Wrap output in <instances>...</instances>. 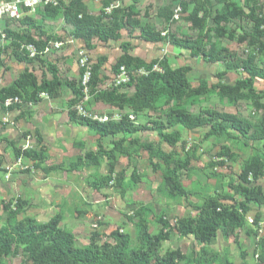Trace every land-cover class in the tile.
I'll list each match as a JSON object with an SVG mask.
<instances>
[{"label": "rangeland", "instance_id": "obj_1", "mask_svg": "<svg viewBox=\"0 0 264 264\" xmlns=\"http://www.w3.org/2000/svg\"><path fill=\"white\" fill-rule=\"evenodd\" d=\"M208 1L210 6L206 8L210 17L207 27L213 28L212 18L220 12L221 6L213 0ZM203 2L204 0H200L199 4ZM236 2L240 5L243 3L242 0ZM180 3L189 5L187 11L182 13L178 21H167L169 13H173ZM129 5L133 6L139 22L150 25L155 33L161 36L165 34L163 37L166 38L162 43H149L139 38L138 30L133 37L124 31L121 42L130 44V54L140 57L147 64L165 58L172 69L190 68L187 78L194 88L202 81L207 83L208 88H213L219 83L234 85L237 80L245 77L241 71H225L222 63L210 64L203 61L202 57L192 58L189 51L172 43L171 36H175L177 40H193L199 36L187 21V16L196 5L193 1L133 0L132 3L118 1V4L113 6ZM257 6L260 13L264 14V0H258ZM100 12L101 8L95 10L98 15ZM44 20L42 14L41 18L31 22L32 26H28V29L25 22L6 20L0 23V91L12 87L25 72L32 73L38 82L43 78L51 80V66L57 68L58 77L62 82L56 99L41 96V103L34 105L32 109L23 107L17 109L15 114L5 116L0 107V226L5 225L7 218L2 203L21 200L26 206L17 220L32 218L37 223L44 224L61 214V228L74 235L77 247H88L94 233L98 235L99 245L113 243L110 235L122 231L120 234L129 236L130 248L133 249L137 246L139 222L133 213L141 207L148 210L144 217L151 235L161 230L159 218H166L173 228L178 220L197 216L207 198L225 196L227 200H223V204L238 207L243 197L236 193V189L241 182L239 176L244 163L254 154L261 155L264 162L262 143L252 138V134L261 129L264 119V110L256 107V103L264 105V81L256 79L253 86L256 95L235 105L221 100L212 91L195 105L186 106L187 111L193 115H198L206 109L235 115L251 122L253 131L245 137L233 133L231 139H207L205 136L209 132L208 128L187 131L176 127L175 130L181 135L180 143L175 148L162 145L163 150L167 153L174 152L179 158H183L185 148L193 159L190 171L182 172L180 178L187 191V197L172 199L162 187V172L152 169L147 153L142 150H136L131 157L116 152L117 164L113 175L108 173L109 161L105 156H98L95 166L84 164L83 159L87 153L98 154V137L88 128L70 122V111L76 110L80 116L99 122L119 121L123 117L133 116L137 125L149 128L164 115L153 112L136 115L129 106L120 109L99 98L114 89L128 97L134 93L132 87L115 88L112 85L117 76L112 73V68L122 55L121 42L110 41L101 44L94 39L91 43L92 49L89 50L83 41L73 36V27L64 23L61 14L54 19H48L49 23ZM251 28V23L246 20L236 21L227 26V31L234 33V41L214 37L212 41L241 60L254 56L258 67L264 69V52H258L257 48L248 45L247 41L242 44L238 42L243 34L251 32ZM7 31L15 34L29 33L42 41L50 38L52 43L47 47V53L29 59L26 63H19L13 56L14 47ZM70 41H73V44H70ZM55 43L63 45L57 50L53 47ZM80 52L87 58L86 66L90 68V74L93 66H100L98 83L94 89L91 87V81L86 89L83 88L86 69L80 64ZM131 73L133 76H139L137 72ZM68 82L79 86L77 87L81 97L75 106H71L74 95L66 86ZM134 139L140 143L159 142L154 131H142L132 136L119 134L107 137L101 140V144L104 150L109 152L118 142H123V148H128L129 142ZM223 147L237 156L235 161L218 158ZM13 148L42 155L41 160L38 162L24 156L18 158ZM134 172L137 184L132 181ZM247 186L259 187L264 194V177L259 181H250ZM249 208L245 226L235 230L231 236L226 238L218 233L209 244L202 245L192 236L182 238L171 231L170 240L162 243L159 248L160 254L178 250L185 257L195 259L205 250L216 255L220 262L227 260L232 264H260L257 258L263 256V251L257 249V230L249 221L258 218L261 223L259 236L264 238V206L252 204ZM98 216L102 217L104 224L95 231L92 226ZM15 250L17 253L7 255L3 264H24L25 254L22 247H16ZM208 264L218 263L210 261Z\"/></svg>", "mask_w": 264, "mask_h": 264}, {"label": "trees", "instance_id": "obj_2", "mask_svg": "<svg viewBox=\"0 0 264 264\" xmlns=\"http://www.w3.org/2000/svg\"><path fill=\"white\" fill-rule=\"evenodd\" d=\"M118 1L132 3L133 0H105L98 16L88 15L81 4V0L62 1L56 7L47 6L43 10L49 19H54L61 14L64 23L73 27V36L83 41L89 50L92 49L91 43L94 39L101 44H107L110 41L121 42L124 31L133 37L138 30L140 32L139 38L144 42L162 43L166 41V38L155 33L150 25L142 24L136 19L137 15L132 5L114 7L109 14L105 11L106 8L118 3ZM191 1L196 5L187 16V21L199 36L193 40H177L175 36H171L172 43L180 49L189 51L192 58L202 57L203 61L210 64L222 63L225 71H241L245 75L243 79L237 80L234 85L219 83L213 88H208L207 83L202 81L198 87L194 88L187 78L190 68L172 69L165 58L147 64L140 57L129 53L131 48L128 42H121L122 55L113 66L112 73L118 75L120 69L125 68L130 73V82L123 87L134 88V93L128 97L119 94L118 89H114L108 94L100 95L99 98L108 104L116 105L120 109L129 106V109L136 115L153 112L164 115V117L153 122L152 128H149L131 122L129 116L123 117L119 121L99 122L80 116L76 110H72L68 114L70 122L88 128L98 137V154L87 153L83 159L84 164L95 166L97 157L105 156L109 161L108 173L113 175L117 164L116 152L131 157L136 150H142L147 153L152 169L162 172V187L172 199L187 197V191L182 186L180 178L182 172L190 171L193 159V156L185 148L183 149L186 151L183 158H179L174 152L167 153L163 150L162 145L175 148L180 143L181 135L175 130L176 127H182L187 131L208 128L209 132L205 136L207 139L210 137L231 139L233 133L245 137L253 131L251 122L235 115L220 113L212 109H206L198 115H193L187 111L186 106L195 105L212 91L221 100L235 105L239 101L247 100L256 95L253 88L256 79L264 81V69L258 67L254 56L241 60L212 41L213 37L234 41V33L228 32L227 26L236 21L246 20L251 23L252 30L249 34H243L238 42L242 44L247 41L248 45L257 48L258 52H264V14H261L258 9V0H242L241 5L236 0H213L221 6L220 12H217L212 18L213 28L207 27V20L210 16L206 7L210 6V2L204 0L202 4H199L200 0ZM180 4L183 13L186 12L189 5ZM169 20H173L172 12L167 17V21ZM7 35L11 37V43L14 47L13 56L19 63H26L30 59L20 51L23 44L34 45L38 53L42 54L52 43L50 38L42 41L35 39L29 33L15 34L7 31ZM154 66H158L162 72L152 71ZM99 70V65L92 68L90 81L93 89L98 83ZM140 70H145L148 75L133 76L131 73V71L138 72ZM49 71L52 79L43 78L40 82L32 73L21 74L12 87L0 91V107L4 111L12 112L41 103V96L56 99L62 82L58 77L57 68L51 66ZM66 86L74 95L71 106L77 105L76 103L81 97L79 86L77 85V87L74 82H68ZM16 98L20 103L5 110L4 102L7 99ZM256 107L264 110V105L256 103ZM261 125V129L252 134V138L256 142H261L264 150V119ZM169 130L172 131L168 132ZM142 131H154L159 142L140 143L134 139L129 142L128 148H123V142H118L109 152H106L102 147L101 140L104 138L119 134L132 136ZM13 149L18 158L24 156L38 162L41 160L42 155ZM236 157L226 147H223L222 152L218 154V158L231 162L235 161ZM223 164L224 162L221 163V165ZM135 176L134 172L132 181L137 184L138 180L134 179ZM262 177H264L263 158L259 154H254L244 163L239 176L241 182L236 193L243 197V201L239 203L238 207L223 204V200H227L225 196L207 198L197 216L182 218L173 225V228H171V223L166 221V218H159L158 224L161 226V230L154 235L149 233L144 217L148 210L144 207L137 209L133 213V216L135 215L139 220L136 236L137 246L133 249L130 248L129 236L119 232L110 235L113 243L99 245L97 242L98 235L94 233L88 247H77L74 235L61 228V214H57L44 224L37 223L32 218L19 221L17 217L24 212L26 203L21 200H16L14 203L4 202L2 209L7 218L5 225L0 226V264H3V259L7 255L17 253L16 247H22V252L25 254L24 264H208L210 261L218 264H232L227 260L220 262L216 255L205 250L195 259H189L178 250L167 251L161 255L159 248L162 243L170 240L171 231L182 238L192 236L195 241L206 245L218 233L227 238L235 230L243 228L247 221L250 205L264 206V194L261 188L247 186L250 181H259ZM254 221L252 220L251 225H254L257 230V249L260 248L263 251V256L257 258L261 264L264 263V238H259L258 234V227L261 223L258 222V218H255Z\"/></svg>", "mask_w": 264, "mask_h": 264}, {"label": "built area", "instance_id": "obj_3", "mask_svg": "<svg viewBox=\"0 0 264 264\" xmlns=\"http://www.w3.org/2000/svg\"><path fill=\"white\" fill-rule=\"evenodd\" d=\"M62 1L65 2L68 0H0V21H3L5 19L18 21L22 17L27 16L29 13H35L36 10L39 8H45L47 6L56 7ZM113 8L114 6H110L106 8L105 11L109 14L113 10ZM182 13H183L182 6L181 4H178L173 11L174 21H178ZM164 35L165 34H163V36ZM69 43L73 44V41H70ZM62 45L63 44L61 43H55L53 47L54 49L58 50L62 47ZM20 51L26 54L30 59H34L37 56L41 55L38 53L36 47L32 44H23L20 48ZM48 51L49 49L46 48L44 52L47 53ZM86 63H87V58L84 57L83 52H80V64L83 68L86 69L82 82L83 88L85 89L87 88V84L89 83L91 77V74L89 72L90 68L86 66ZM152 71L159 73L162 72V70L158 66H154ZM137 73H139V75H148V72H146L145 70H140ZM129 82H130V73L125 68H121L119 74L114 78V82L112 85L116 88L119 86H124ZM18 103H20V101L17 98L7 99L4 102L3 107L5 110H8L11 106ZM129 119L131 120V122H134L133 116H131ZM102 223H103L102 217L98 216L97 220L94 222L92 226L93 229L98 230L100 224ZM249 223L251 224L252 221H249ZM260 230H261V224L258 227V234ZM120 233H122V231H120ZM260 237L261 236H259V238Z\"/></svg>", "mask_w": 264, "mask_h": 264}, {"label": "crops", "instance_id": "obj_4", "mask_svg": "<svg viewBox=\"0 0 264 264\" xmlns=\"http://www.w3.org/2000/svg\"><path fill=\"white\" fill-rule=\"evenodd\" d=\"M105 0H81V4L83 5V7L85 8L86 10V13L88 15H92V16H98L97 13H95V10L99 9L100 8L102 9V6H103V3H104ZM115 4V3H114ZM114 4H112L111 6H113ZM118 4V3H116ZM117 7V6H116ZM43 14L44 16V22H47L49 23L48 19H47V14L44 12L43 8H39L36 10L35 13H29L26 17H22L20 20L18 21H15V20H9V19H5L3 21H0L1 22H5L6 20L9 21V22H15V23H19V22H25L26 23V28L28 29V26L32 25L31 22H35L36 19H38L39 17L41 18V15ZM12 29V28H11ZM29 108H33L32 105L28 106ZM16 111H12V112H7V111H4V114L5 116H11L13 114H15Z\"/></svg>", "mask_w": 264, "mask_h": 264}]
</instances>
